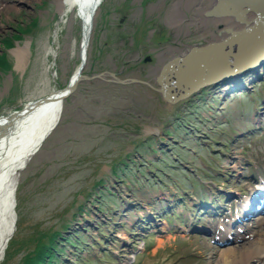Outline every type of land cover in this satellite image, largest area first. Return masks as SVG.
<instances>
[{
	"label": "rangeland",
	"instance_id": "374dc122",
	"mask_svg": "<svg viewBox=\"0 0 264 264\" xmlns=\"http://www.w3.org/2000/svg\"><path fill=\"white\" fill-rule=\"evenodd\" d=\"M172 1L101 0L85 49L77 10L60 22L58 0H0V116L58 93L81 58L80 74L98 75L63 98L60 119L19 172L0 264H27L36 245L44 262L46 247L55 250L51 264H220L222 248L264 239L262 215L213 239L234 201L262 191L264 76L243 90L161 100L154 79L166 60L243 27L205 14L220 0H180L172 23ZM203 13L207 27L196 21ZM257 256L250 264H264V248Z\"/></svg>",
	"mask_w": 264,
	"mask_h": 264
},
{
	"label": "bare ground",
	"instance_id": "6f19581e",
	"mask_svg": "<svg viewBox=\"0 0 264 264\" xmlns=\"http://www.w3.org/2000/svg\"><path fill=\"white\" fill-rule=\"evenodd\" d=\"M250 1L251 0H220L217 5H215L212 9L205 13L206 15L214 17V20L226 21L229 26H232L234 28L238 27V25H242L243 27L239 28L238 31L236 30V32H230L229 35H224V38H221L225 39L227 42H225L224 48L222 49V53L220 55H211L210 53L208 54L207 52H204L200 54V57L195 58L188 65V67L181 68L182 71L184 69L185 71H189L190 73L193 71H197L198 66L201 65V61H203V59L205 58L208 59V61H216L217 58H223L225 59V67L219 66L217 67L216 71H232V67L236 66L238 68H243V66L246 65L244 62L255 59L258 54L264 52V2H262L263 6L260 7V4L259 6L251 5ZM100 2L101 0H58L57 2L58 9L61 15L60 22L62 20H65V17L69 11L76 12L77 10L78 13H81L82 16H80L82 17L84 29L83 45L85 49L88 41L87 38L89 37L91 28L93 26L92 22L95 10L98 8ZM215 17H217L218 19H216ZM254 20H259V25L257 29L251 34V28ZM239 32H245V34L242 35ZM221 39L214 40L218 41ZM253 41H255V44L252 48L251 54L248 56L249 59L246 60V57L244 58L241 55V58L243 59L238 61V59H240V53L236 51L235 44H240V47L245 50L250 42L253 43ZM190 49L191 48H188L187 51H185L183 54L189 52ZM228 49H231L232 52H229ZM17 52L19 54L17 55V60L18 64L20 65L22 62V57L20 54L22 53L20 50ZM182 55H175V57H179ZM81 60H83L85 64V57L81 58ZM251 66L254 67V65ZM259 69L260 68L258 67L257 71H261ZM78 73L79 71L77 68L75 78L73 77L72 81L71 79H69L68 84L64 88L56 90L59 91L58 93H55L54 95L53 93H51V95L46 99L48 100V102H45L44 104H41L39 106H34L29 111L23 109L22 111L10 113L8 116H0L1 119L4 116L11 117L12 115L21 113L20 115L12 117L8 120H0V218L2 217L3 219V217L6 216L5 221H3L6 223V226L9 224L7 213L10 212L9 207L11 204L10 202L12 201V194L13 197L15 195L14 189L18 174L25 167L27 161L31 158L35 151L39 149L42 142L50 134V132L53 130L56 123L60 119L63 95L67 91V87L72 86L76 81ZM40 103L41 102L39 101L37 102V104ZM256 184L259 188H264L263 182H257ZM247 199L248 198L241 200L240 205L238 206L239 209L245 208L246 203L248 204L250 202V200L247 201ZM14 205L15 200L13 207H15ZM263 205L264 203H258L256 205V207L260 208L261 211L254 213V215H262L261 217L264 218ZM233 217L234 216L231 215L228 218V222H230ZM227 224L230 226V223ZM237 224L239 223H235L234 225ZM227 229L228 227H226L222 232H219L218 236H224ZM11 231L13 232V230ZM6 232L7 227H0V245H2V249H4L6 245L5 243L2 244V238L4 237V234ZM12 232L10 233L9 237L12 235ZM262 239L263 238H258L252 241L250 248H222L223 250L221 249L219 252V259L221 260L220 264H250L249 260L254 258L257 259V255H259L260 250L264 248V239ZM217 243H220L221 245L224 242L221 243L220 241ZM2 252L0 254V258L2 257ZM236 253L238 255L237 257H234ZM228 259L231 261L229 262Z\"/></svg>",
	"mask_w": 264,
	"mask_h": 264
},
{
	"label": "water",
	"instance_id": "95a60500",
	"mask_svg": "<svg viewBox=\"0 0 264 264\" xmlns=\"http://www.w3.org/2000/svg\"><path fill=\"white\" fill-rule=\"evenodd\" d=\"M260 19V18H259ZM241 20V19H240ZM239 20V21H240ZM259 25V20L253 22L252 28H251V34L257 29ZM260 28V27H259ZM258 28V29H259ZM231 32V30L226 31V33ZM240 34L244 35L245 32H239ZM231 40V39H229ZM241 40V39H240ZM227 42L225 39H221L218 41H212L207 42L205 44H196L190 47V51L186 54H183L179 57H172L171 59L166 60L160 67L158 74L155 77V83L157 84V92L160 94L161 99L165 103H174L175 101H181L183 99H186L187 97H190L191 95L200 92L199 90L208 88L213 89L215 87L223 88L222 91L219 89V91L227 93L228 91H235L239 88V90L246 89L245 85L248 82H255V80H261L264 76V52H261L258 54V56L255 59H251L250 61L244 62L246 65L240 68L238 67H232V71H216L217 67H225V59L223 58H217L216 61L208 59H203L201 61V65L198 66L197 71L189 72L185 71V69L182 71L181 68L188 67V65L195 59L200 57V54L207 52L208 54H216L220 55L222 52V49L224 48V44ZM236 43V42H235ZM255 44V41L253 43L250 42L248 47L244 50L242 47H240V44H235L236 51L239 52L238 61L242 60L241 55L248 60V56L252 52V48ZM243 49V50H241ZM229 52H232L231 49H228ZM235 61V62H238ZM83 60H81L80 67H78V77L76 81L73 83L72 86L67 87V91L65 94L67 95L70 93L75 85L82 79H89L91 77H98V75H92L91 77H87L86 75L80 74L82 66H83ZM234 64V63H233ZM251 65H254L251 66ZM262 66V71L258 74L257 68ZM253 67V68H252ZM263 72V73H262ZM102 75V74H99ZM111 79L109 81H113L116 83H127L131 81H138L133 78H127V79H118L114 76L113 73L108 74ZM63 95V98L66 95ZM49 96L33 100L26 105H24L21 109L13 110L10 113H15L17 111L27 110L29 111L31 108L36 106L37 102H43V100H46ZM27 108V109H26ZM10 212L7 213V218L9 221V224L6 226V223L3 222L6 219V216L0 218V227L5 228L7 227V232L4 234V237L2 238V244L8 241L9 235L12 232L11 230L14 229V219H15V213H14V197L12 194V201L10 202ZM2 219V220H1ZM13 227V229H12ZM14 231V230H13ZM205 234L209 235L208 232H204ZM2 245H0V254L2 252Z\"/></svg>",
	"mask_w": 264,
	"mask_h": 264
},
{
	"label": "trees",
	"instance_id": "16d2710c",
	"mask_svg": "<svg viewBox=\"0 0 264 264\" xmlns=\"http://www.w3.org/2000/svg\"><path fill=\"white\" fill-rule=\"evenodd\" d=\"M176 122L180 123L181 121H176ZM117 168H118V166L115 165V169H117ZM76 240L77 239H75V241ZM46 248L49 249V251L46 253L48 259H45L46 260L45 262H44V260L41 261L42 258H40V256H42V253L44 254L46 252V251L44 252V245H42V246H40V245L34 246L33 249L31 251L29 250V252L27 253L28 254L27 256L29 258L27 256L26 257H23L22 258L23 260L21 262L24 263V260H25L26 263L28 262L27 264H51L52 263L51 262V256H53V254L56 255L55 254V250L52 247H50V248L46 247ZM42 262H44V263H42Z\"/></svg>",
	"mask_w": 264,
	"mask_h": 264
},
{
	"label": "flooded vegetation",
	"instance_id": "af4514ba",
	"mask_svg": "<svg viewBox=\"0 0 264 264\" xmlns=\"http://www.w3.org/2000/svg\"><path fill=\"white\" fill-rule=\"evenodd\" d=\"M180 5H181L180 0H173L172 1L171 5H170V9H169V15L167 16L168 21H171L173 23V21H174L175 18L180 17V12H179ZM185 9H186V11L187 10H190V12L193 15V10L190 9L189 6H188V8H185ZM203 15L205 17H202ZM203 15L201 16V14H200V18H196V16H198V15H196V16L194 15V17L196 18V21L199 22V26H201V27H207V19H209V18H207V16L204 13H203ZM204 18H205V22H204ZM200 29H198V31H200ZM175 39H176V37H175ZM9 41H11V40L10 39H7L5 37V39L1 40V43L5 44L6 42H9ZM186 46L187 45H184L183 48H185ZM1 51H2V49H0V52ZM149 60H150V58H149Z\"/></svg>",
	"mask_w": 264,
	"mask_h": 264
}]
</instances>
